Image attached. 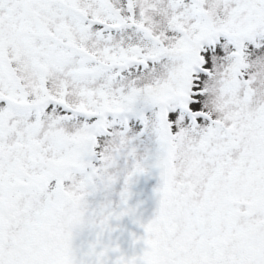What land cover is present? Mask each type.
Listing matches in <instances>:
<instances>
[{"label": "snow or ice", "instance_id": "obj_1", "mask_svg": "<svg viewBox=\"0 0 264 264\" xmlns=\"http://www.w3.org/2000/svg\"><path fill=\"white\" fill-rule=\"evenodd\" d=\"M0 264H264V0H0Z\"/></svg>", "mask_w": 264, "mask_h": 264}]
</instances>
